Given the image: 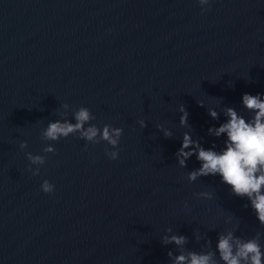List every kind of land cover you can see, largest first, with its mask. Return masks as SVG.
Instances as JSON below:
<instances>
[{
    "label": "water",
    "instance_id": "obj_1",
    "mask_svg": "<svg viewBox=\"0 0 264 264\" xmlns=\"http://www.w3.org/2000/svg\"><path fill=\"white\" fill-rule=\"evenodd\" d=\"M205 7L198 0H0V264H172L168 251L216 252L218 234L229 231L245 240L260 233L264 246L248 198L218 175L190 183L199 162L193 156L181 168L174 155L185 131L219 150L226 134L209 127L226 122L227 107L250 119L243 94L264 95V0ZM181 104L191 128L179 125ZM80 106L101 130L123 129L117 159L106 154L115 150L107 142L78 133L43 139L60 113L75 123ZM47 146L55 151L45 153ZM29 152L46 162L31 165ZM37 167L33 175L29 168ZM44 180L53 193L42 191ZM168 228L188 238L182 249L161 243ZM214 259L223 264L218 252Z\"/></svg>",
    "mask_w": 264,
    "mask_h": 264
},
{
    "label": "clouds",
    "instance_id": "obj_2",
    "mask_svg": "<svg viewBox=\"0 0 264 264\" xmlns=\"http://www.w3.org/2000/svg\"><path fill=\"white\" fill-rule=\"evenodd\" d=\"M202 11H210L206 8L209 0H198ZM198 106L204 107L203 102H197ZM242 105L245 109L254 113L250 119L238 114L233 107H227L224 115L226 122L221 123L219 127H209L208 133L220 137L226 134L224 146L216 150L217 146L213 144L205 149L200 139H193L192 132L185 131L182 134L180 148L176 151L175 158L181 168L187 167V161L195 156L200 167L188 172V181L195 182L198 178L219 176L221 182L229 186L232 194L238 197H247L254 210L255 216L260 225H264V95L262 94H243ZM68 109L69 105L64 103L62 106ZM179 125L184 128H191L188 124V116L185 106H179ZM61 119L50 121L47 127L41 132L43 139L47 141H59L61 138H67L70 135L79 134V137L90 143L99 144L101 141L107 142L113 149L106 154L112 160L118 158L119 142L123 135V129L112 127L105 124L102 128L90 122L95 120V116L84 106H80L73 112L75 123L64 118L66 113H60ZM208 115L213 119H218V112L214 108L208 109ZM142 129L147 127L144 120L138 121ZM89 125L85 127V125ZM157 129L163 133L167 139H171L173 133L163 125H157ZM27 141L20 143V148H27ZM45 153H53L54 147L47 146L43 149ZM27 159L31 165H43L45 157L42 155H33L27 153ZM33 175L39 174V167L29 168ZM44 193L54 192V185L48 180L41 184ZM207 198H211V193H199ZM187 207V205H185ZM172 228L166 230L162 237L163 245L175 244L178 248L183 247L188 242V238L180 234H171ZM260 233L250 239H243L234 235L232 231L227 234H218L216 252L219 254L220 261L223 264H264V246L260 243ZM211 243V241H207ZM216 252L209 251L200 253L183 250L179 254L168 251L167 256L172 264H217L214 256Z\"/></svg>",
    "mask_w": 264,
    "mask_h": 264
}]
</instances>
